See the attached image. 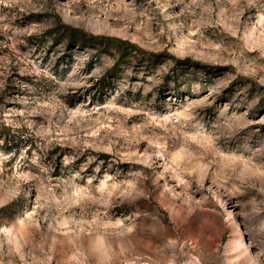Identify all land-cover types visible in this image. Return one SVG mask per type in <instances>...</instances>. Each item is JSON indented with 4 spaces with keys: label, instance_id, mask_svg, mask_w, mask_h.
<instances>
[{
    "label": "rangeland",
    "instance_id": "1",
    "mask_svg": "<svg viewBox=\"0 0 264 264\" xmlns=\"http://www.w3.org/2000/svg\"><path fill=\"white\" fill-rule=\"evenodd\" d=\"M0 264H264V0H0Z\"/></svg>",
    "mask_w": 264,
    "mask_h": 264
},
{
    "label": "trees",
    "instance_id": "2",
    "mask_svg": "<svg viewBox=\"0 0 264 264\" xmlns=\"http://www.w3.org/2000/svg\"><path fill=\"white\" fill-rule=\"evenodd\" d=\"M57 23H58L59 27H61L65 32L70 34V37H71L70 40L71 41H75L79 37L86 36V34H87L85 31H83V30H81L79 28L73 27V26L63 22V20L60 17L57 18ZM100 38L103 39V40H110L111 39V38H108V37H100ZM116 40H118L119 42L124 44V46L126 47L124 54L121 56V59L124 58L125 54L127 52H130V51H137L139 53L140 52L141 53H145L146 52L141 47H139L136 44H133V43H131L129 41H123L121 39H116ZM128 47H130L131 49L130 50L127 49ZM187 61H189V60H185V61H179L178 60V62H187Z\"/></svg>",
    "mask_w": 264,
    "mask_h": 264
}]
</instances>
